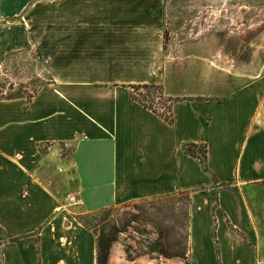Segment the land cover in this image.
<instances>
[{"label": "crops", "instance_id": "obj_1", "mask_svg": "<svg viewBox=\"0 0 264 264\" xmlns=\"http://www.w3.org/2000/svg\"><path fill=\"white\" fill-rule=\"evenodd\" d=\"M166 25V0H0V71L30 54L46 77L0 100V264H97L80 215L178 191L191 264H264V67ZM202 142L208 169L183 148Z\"/></svg>", "mask_w": 264, "mask_h": 264}, {"label": "rangeland", "instance_id": "obj_2", "mask_svg": "<svg viewBox=\"0 0 264 264\" xmlns=\"http://www.w3.org/2000/svg\"><path fill=\"white\" fill-rule=\"evenodd\" d=\"M166 14L169 39L201 36L210 48L224 51L227 68L243 63L264 67V0H166ZM45 78L32 55L12 56L0 71V99L28 96ZM134 95L152 99L157 110L166 113L165 101L154 88H136ZM191 200L190 192L178 191L82 214L80 221L96 239L101 231L117 234L113 259L118 264H184L182 258H165L159 250L184 252Z\"/></svg>", "mask_w": 264, "mask_h": 264}, {"label": "trees", "instance_id": "obj_3", "mask_svg": "<svg viewBox=\"0 0 264 264\" xmlns=\"http://www.w3.org/2000/svg\"><path fill=\"white\" fill-rule=\"evenodd\" d=\"M165 39H166V41L169 40L167 32H165ZM134 88L135 89L136 88H147V89L148 88H154L155 90H157L158 91V98L161 100H164L166 103V104L162 103V107L165 109L166 113H160L157 110V108L154 106V101L152 99H150L148 101L146 99L140 100L135 95H134V97L139 101V103L142 106H144L145 108H147V109L153 111L154 113L158 114L163 119H165L167 122H169V123L174 122V117H173V113H172V104L174 102V99L165 96L163 87L161 85H141V86L134 87ZM35 92H36V90H34L32 93H30L28 95V98L31 99ZM5 98H8V97H4L1 99H5ZM183 148L188 154L200 159L201 162L203 163L204 167L206 169H208V166H207L208 148H207V145L205 142H202L200 144H198V143H185ZM214 235H215V232H214ZM188 237H189V233H188ZM116 240H117V234L114 231H110V232L101 231V233L98 235V238H97V264H110V257H111V253H112V248H113V244ZM157 250H159V249H157ZM189 250L190 249H189V239H188L184 252H179L176 254H170L169 252L164 251L163 249H160L159 254L164 256L165 258L180 257L183 259L184 264H191L190 258H189Z\"/></svg>", "mask_w": 264, "mask_h": 264}, {"label": "built area", "instance_id": "obj_4", "mask_svg": "<svg viewBox=\"0 0 264 264\" xmlns=\"http://www.w3.org/2000/svg\"><path fill=\"white\" fill-rule=\"evenodd\" d=\"M69 200H70V202H73V203H76V204L80 202V201L77 199V197L74 196V195H73V196H70V197H69Z\"/></svg>", "mask_w": 264, "mask_h": 264}]
</instances>
